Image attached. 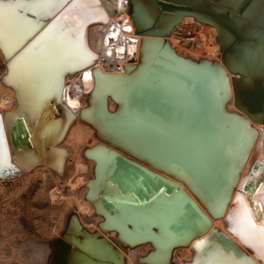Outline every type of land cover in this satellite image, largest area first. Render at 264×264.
<instances>
[{"label": "bare ground", "instance_id": "6f19581e", "mask_svg": "<svg viewBox=\"0 0 264 264\" xmlns=\"http://www.w3.org/2000/svg\"><path fill=\"white\" fill-rule=\"evenodd\" d=\"M165 1L193 8L163 7L159 0H100L99 9L89 17L81 39L89 60L95 59L87 67L65 72L61 79L64 101L79 112L64 146L71 149L77 171L85 168V158L95 159L86 175L92 178L90 197L86 195L78 206L89 211L100 228L94 235L76 224L74 235L45 242L44 252L35 247L41 242L33 241L32 254L41 251L43 256L31 264H122L120 253L131 264L133 245L145 241L153 250L141 262L193 264L198 240L208 237L220 246L226 241L213 229H221L253 264H264L229 231L227 220L254 161L264 162V0H249L242 11L245 0ZM61 11L43 17L47 19L40 20L39 30L10 57L0 49L6 76L0 79L4 91L0 115L8 163L21 169L20 176L39 171L59 175L67 155L66 151L61 157L62 149L52 146L75 113L68 117L55 95L41 100L37 94L32 108L27 92L24 109L20 93L25 90L18 89L8 68ZM186 24L204 28L198 34L203 48L194 55L185 54L173 35ZM163 38L169 48L163 47ZM200 58L207 61H197ZM41 86L37 80V93ZM245 128L255 132L246 150ZM118 154L149 170L154 185L148 183L150 191L136 195L138 188L146 189V177H124L117 166ZM5 178L0 175V184H6ZM167 182L185 192L165 191ZM106 200L112 201L109 208Z\"/></svg>", "mask_w": 264, "mask_h": 264}, {"label": "snow or ice", "instance_id": "6c2138e0", "mask_svg": "<svg viewBox=\"0 0 264 264\" xmlns=\"http://www.w3.org/2000/svg\"><path fill=\"white\" fill-rule=\"evenodd\" d=\"M100 0H0V49L7 56L20 47L42 26L40 18L52 16L63 9L51 24L15 60L8 68L18 83L22 106L25 92L31 97L30 107L34 108L37 94L41 100L48 96L59 97L63 91L61 77L67 71L87 67L90 63L89 53L82 42L83 29L90 22L89 17L99 9ZM32 13L36 19H30ZM89 74L85 73L87 78ZM37 80L42 81L38 93L34 87ZM255 132L245 128L244 149L252 142ZM7 140L4 117L0 115V175H6L5 168L13 167L8 163ZM258 168H264V162H257ZM261 171L254 168L245 180L241 192L236 194L234 208L227 220L229 231L241 242L252 248L259 259L264 260V193L253 186L244 191V186L255 181ZM264 188V184L260 185ZM259 194L261 199L257 200ZM251 195V205L247 197ZM218 207L220 204L217 205ZM206 219V217H205ZM259 221V222H258ZM197 255L193 264H253L243 253H238L230 241L223 246L211 243L208 237L198 240L195 245Z\"/></svg>", "mask_w": 264, "mask_h": 264}, {"label": "rangeland", "instance_id": "374dc122", "mask_svg": "<svg viewBox=\"0 0 264 264\" xmlns=\"http://www.w3.org/2000/svg\"><path fill=\"white\" fill-rule=\"evenodd\" d=\"M203 30L204 28L201 26L186 24L176 29L173 35L179 43L180 49L185 54L194 55V51H200L203 48L198 40V34ZM211 41L210 39L209 42ZM4 73L5 65L0 56L1 81L6 79V76H3ZM0 89V95H3L4 91L2 88ZM73 112L76 114L75 111ZM75 114L73 115L75 116L73 121L69 119L68 124L64 125L63 131H61V134L65 132L63 134L64 136L60 134L61 138L59 137L56 140L58 143L55 142L56 144L53 143L54 145L52 146H58L60 150L62 149L61 157H64L63 154L67 151V155L64 157L65 161L63 162L64 168L62 169V166L61 169L57 171L59 175L55 174V172H53L52 175L51 173L49 174V172L39 171L41 174L36 172L34 173L35 175L29 174L20 176L19 171L21 172V169L15 165H12L14 168H7V171L5 170L7 172V175H4L7 177L5 181L8 183L0 184V264H31L34 259L39 260L43 256L44 249L46 248L45 242L56 239L57 237L58 239L62 238V240H66L67 237L72 234L74 235L76 224H78V226L82 225L86 232L97 231L96 234H93H98V229L100 227L97 220H95L89 211L79 207L81 205L80 202L86 198V193L89 190L88 182L92 178L87 179L86 175L90 174V164L95 159L85 158V168H81L77 171L78 167L76 166V161L71 156V149L68 146H64V141H66L64 139L67 138L70 129L75 124L74 122L78 120L79 112ZM72 122L73 124H71ZM59 139L61 140L58 141ZM85 157L87 156L85 155ZM55 175L60 178L58 179ZM71 228L73 231L69 230ZM93 228L94 230H92ZM35 240L41 242L35 244V247L40 246L39 248H41L43 252L40 251L33 255L31 248ZM148 243L149 242L145 241L135 246L133 245V252H131L133 258L131 259V264H149L141 262V258L146 256L145 254L149 251L153 250L152 244L149 243V246ZM179 247L180 245H178V248ZM175 248H177V246ZM135 250L139 255L141 254L140 256L137 254L139 258L136 254H133L136 253ZM184 257L185 256H183V258ZM186 257H188V254H186ZM177 258H179L178 254ZM135 260H138V262ZM171 260H173V253Z\"/></svg>", "mask_w": 264, "mask_h": 264}, {"label": "water", "instance_id": "95a60500", "mask_svg": "<svg viewBox=\"0 0 264 264\" xmlns=\"http://www.w3.org/2000/svg\"><path fill=\"white\" fill-rule=\"evenodd\" d=\"M248 1L249 0H245L244 2H243V4L240 6V10L242 11L243 10V8H244V6L248 3ZM158 3H160L161 4V6H163V7H166L167 5H170L169 7H171V8H176V7H179V8H181V9H186V10H189L190 11V8H193V5H190V4H180V3H174V2H169V1H165V0H159V2ZM227 13H229V11H226ZM46 20L47 18H40V20ZM155 24H156V22H153L152 23V25H151V27L152 26H155ZM224 25L234 34V36H235V38H238V33L236 32V31H234V29H232L229 25H227V24H225L224 23ZM144 29H146V28H144ZM168 30L169 29H166V31L168 32ZM162 45H163V47L164 46H167L168 48L170 47V44H169V42H168V39L167 38H163L162 39ZM228 48V46H226L225 48H224V51L226 50ZM187 60H189V57H187ZM197 61H207L206 60V58H200L199 60H197ZM215 61V60H214ZM217 64H218V62H217ZM91 93H93V92H91ZM60 102V101H59ZM61 103V102H60ZM104 104H105V109H106V101H104ZM21 105H22V103H21ZM63 105L62 104H60V107H62ZM22 107H24V109H25V102H24V105L22 106ZM73 113H70L69 112V116H71ZM11 139H12V142L15 144V139L13 138V134H12V132H11ZM40 159H42L41 157H40ZM263 162L261 159H259V158H257L255 161H254V163H253V165H252V168L250 169V171H249V173H248V175H247V177H246V179H248V177L252 174V172H253V170H254V168H257V170L258 169H260V171H261V180H259L258 182H256L257 180H255V181H250L249 182V184L248 185H245L244 186V191H248V189L249 188H251L252 186H253V184L255 185V187L256 188H258L259 189V193H264V188H260V185L261 184H264V168H258V166H257V162ZM117 166H118V168H120V169H122V171H123V176L125 177V176H127V177H129L130 179H133V178H135V179H137L139 176H142V177H146V180L145 179H143V184H144V187L146 188V189H144L143 187H140V188H138L137 190H136V195L138 196V197H141L142 195H144L147 191H150V187H149V185H148V183H150L151 184V186H154L153 185V183H152V181L149 179L150 178V172H149V170H147L145 167H143L142 165H140V164H138L137 162H134V161H132V160H130V159H128V158H126L125 156H123V155H121V154H118L117 155ZM116 173H117V169L115 170V172H114V176L113 177H115L116 176ZM161 178H163V179H165L164 177H162V176H160V179ZM245 179V180H246ZM91 180V179H90ZM163 181V180H162ZM120 180H118V183L120 184ZM245 182V181H244ZM167 183H170V182H167ZM243 185H244V183H243ZM173 187V188H172ZM164 189H165V191H170V190H175L174 188H176L177 190H181V191H183V192H185L184 191V189H183V187L182 186H180V185H177V186H174V184H172V183H170V184H168V185H166L165 187H163ZM241 188L242 187H239L238 188V191L239 192H241ZM123 190V189H122ZM159 190L160 189H156L155 190V192H159ZM186 194V193H185ZM86 195L88 196V197H90V190H88L87 191V193H86ZM187 195V194H186ZM249 198V200H250V205H251V195L248 197ZM256 199L257 200H259V199H261V196L259 195V194H257L256 195ZM111 200H106L105 202H104V205H105V207L106 208H109L110 206H112V204H111ZM209 223H211V222H209ZM66 232V231H65ZM212 232H216V233H218V234H220L221 235V237L222 238H225L227 241H230L231 242V245L234 247V249H236L239 253H242V250L239 248V246H237L232 240H230L229 238H228V236L227 235H225L222 231H221V229H213V231ZM211 232V233H212ZM94 234H96L97 233V231H94L93 232ZM113 239L118 243V244H120L121 246H123L122 244H121V242H120V240L119 239H116V238H114L113 237ZM229 239V240H228ZM123 248H124V246H123ZM118 252V251H117ZM150 252V251H149ZM148 252V253H149ZM119 253V252H118ZM147 253V254H148ZM146 254V255H147ZM169 255H171V251H170V254ZM120 257H121V259H122V264H126L125 263V260H124V258H125V255H124V253H120ZM171 263H173V262H171ZM192 263V261H190V262H188V261H185V264H191Z\"/></svg>", "mask_w": 264, "mask_h": 264}]
</instances>
